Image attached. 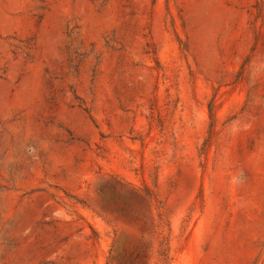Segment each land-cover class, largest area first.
I'll list each match as a JSON object with an SVG mask.
<instances>
[{
	"label": "rangeland",
	"instance_id": "374dc122",
	"mask_svg": "<svg viewBox=\"0 0 264 264\" xmlns=\"http://www.w3.org/2000/svg\"><path fill=\"white\" fill-rule=\"evenodd\" d=\"M0 264H264V0H0Z\"/></svg>",
	"mask_w": 264,
	"mask_h": 264
},
{
	"label": "clouds",
	"instance_id": "9594fccd",
	"mask_svg": "<svg viewBox=\"0 0 264 264\" xmlns=\"http://www.w3.org/2000/svg\"><path fill=\"white\" fill-rule=\"evenodd\" d=\"M238 131H239V129H238Z\"/></svg>",
	"mask_w": 264,
	"mask_h": 264
}]
</instances>
